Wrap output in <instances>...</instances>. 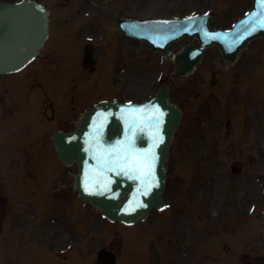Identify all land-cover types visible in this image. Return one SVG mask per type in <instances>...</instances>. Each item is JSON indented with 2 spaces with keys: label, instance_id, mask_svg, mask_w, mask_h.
<instances>
[{
  "label": "rangeland",
  "instance_id": "obj_1",
  "mask_svg": "<svg viewBox=\"0 0 264 264\" xmlns=\"http://www.w3.org/2000/svg\"><path fill=\"white\" fill-rule=\"evenodd\" d=\"M38 1L44 3L50 11L52 42L56 41L58 35L60 37L64 28V12L77 11L76 14L80 17L86 11H90L91 16L83 15V18H92L93 23L83 18H75L74 14L70 24L75 30L71 31L77 33L86 24L92 23L94 32L85 31L84 36L92 34L94 38H98L106 34L103 47L107 54L106 63L103 62L105 55L100 44L96 45L94 51L99 69L96 74L83 70L78 63L67 66L71 64H67L61 55L57 56V61L43 62L41 60L48 57L46 53H49L51 47L44 50L42 58L23 75L20 74V79L28 74L29 77L33 76L38 80L45 76L46 69L52 67L48 74V84L45 85L47 81H43L44 77L40 83L26 82L29 87L34 84L33 92L39 97L34 118L37 122L34 123V129L37 127V130L30 134L22 132L29 128V120L23 122L22 117L17 120L16 107L8 120V114L11 113L9 103H13V99L22 102L23 95L31 94L28 87L26 88L24 84L17 91L20 86L18 84L20 81H17L13 87L8 88L7 94L0 89V116H3L0 120L4 118L8 120V125L1 129L0 134L6 135L10 130L13 132L8 138L0 136V181L4 180L7 186L14 187V190L7 191L5 183L0 182V189H4L7 197H12L10 202H13L12 214H6V221L0 225V264H95V255L101 247L115 253L117 256L115 264H249L247 263L249 260L252 264L254 257L264 258V246H261L264 239L258 240L256 237L251 241V236L255 232L253 226H259V222L264 223L262 195L264 191L258 186L259 181H256L261 170H264V151L263 149L259 151L258 164L241 167L242 172L236 174L223 160L227 153L221 149L217 152L216 145H210L208 142L210 137L207 136L214 132L215 138L218 137L216 134L221 132L217 130L222 126V120L218 121L216 115V107L221 105L214 96L216 94L225 99L231 93L242 99L250 98L257 105L258 112L252 115L251 108L246 116L252 122L251 127L254 125L258 131L264 129V40L252 42L232 69L239 79L243 71L242 66H249L250 71L254 68V72L249 73L247 69L249 74L240 81H228L225 77L229 73L224 72L225 80H222L216 93L218 85L214 83L208 89L206 84L207 73H212V68L220 65L219 55L215 49L206 52L195 75L173 82L168 80L173 68L171 61H162L156 54L146 55L143 52L145 49L143 44L131 42V47L125 51L117 49L114 47L117 39L114 35L116 22H100L104 18L112 20L108 16L110 10L116 16L146 18L200 13L214 9L217 15L213 25L226 26L234 15L246 9L250 0ZM227 5L228 17L222 13ZM98 22L104 29L97 27ZM104 30L105 33L102 32ZM68 33L69 31H65L63 36L67 37ZM183 43L185 41L173 45L171 49L178 51ZM63 47L67 53L74 51L71 40H66ZM115 53L117 58L114 56ZM160 60L164 66L162 72L165 81L170 83L171 98L180 103L184 111L182 124L173 137L166 164L168 170L164 199L168 208L162 213L152 211L146 222H138L136 226L126 228L118 223L109 224L100 217L97 209L84 206L78 200L73 187L76 165L58 164L55 154L47 144L46 135L52 134L51 132L58 128L64 131L76 128L82 113L98 100L113 98L123 100L124 97L133 95L137 99H144L153 94L159 85L157 75L161 72ZM115 62V66L118 67L126 64L132 66V71L130 74L126 73L128 74L126 78L140 79L131 88L133 93L128 86L120 88L114 85L109 74L98 79L97 76L103 72L104 66L107 64L109 67L114 66ZM139 67L141 70L135 71ZM9 79L10 83L15 82L12 78ZM35 95L32 96V101ZM208 101H212L215 107L211 110L213 113L211 115L208 113ZM49 103L53 109L51 121L44 113L45 106ZM247 108L243 104L240 106L237 113L238 127H242L241 113L248 110ZM254 117L258 118L259 124L251 120ZM19 120L22 123L17 129L14 125L17 126ZM203 120L206 122L201 123ZM31 124L34 125L33 122ZM236 133L232 134V139L237 137ZM35 134L36 139H32ZM186 136L190 138L185 140ZM195 137L197 138L193 141L195 146L193 150L190 144L187 146L184 142ZM27 139L30 141L29 157L34 155L31 159L35 160L31 164L27 161L30 166L25 169L18 168L19 165L11 158V155H17V151L12 149L10 144L16 141L21 146H26ZM219 141L222 142V139ZM212 144H215V141ZM252 205L255 206V210L250 212L249 208ZM16 212L23 216L16 215ZM19 225L24 226V233L20 230L22 228L19 229ZM241 231H245V237ZM259 232L264 234L262 230ZM246 238L247 241L244 242ZM236 242H239V247ZM60 250L65 252L57 255L61 258L56 257ZM217 251L221 252L220 256L212 257L209 253ZM234 255L237 256V261ZM244 256L246 259H243Z\"/></svg>",
  "mask_w": 264,
  "mask_h": 264
},
{
  "label": "water",
  "instance_id": "obj_2",
  "mask_svg": "<svg viewBox=\"0 0 264 264\" xmlns=\"http://www.w3.org/2000/svg\"><path fill=\"white\" fill-rule=\"evenodd\" d=\"M259 6L261 10L256 8L246 20L264 11V3ZM263 19L264 14L261 13L262 22ZM204 21L203 17L174 20L162 22L161 28L153 29L150 35L147 32L151 30L141 27H134L133 32L144 33L143 36L153 47L169 56L166 46L171 40L181 35L190 38L194 34L200 38L205 35L207 27ZM46 29L45 10L36 2L23 0L14 4L0 3V73L17 72L32 60L46 38ZM258 30L264 34V27ZM190 49L188 47L182 54L176 55L175 75H183L189 70L184 66H192L195 62L190 59ZM85 59V66L92 64L91 59ZM155 109H159L163 115L159 116ZM156 116H159L158 128L153 119ZM179 116L178 108L168 100L167 88L162 86L158 95L142 105L101 102L84 114L77 130L68 134L57 130L48 139L56 148L62 164H78L79 173L74 184L83 201L98 207L100 214L112 222L133 224L139 217L145 219L151 208L159 209L163 204L162 189L166 171L163 164L168 156L170 137L179 124ZM158 138L162 139L157 144L155 141ZM121 142L133 154L151 149L156 179L146 195V187L141 180L132 178L138 177V172L129 171L125 174L119 167L110 171V165L104 163L109 153ZM137 204L143 206L138 207ZM98 255V264L114 263V257L105 250H101Z\"/></svg>",
  "mask_w": 264,
  "mask_h": 264
},
{
  "label": "snow or ice",
  "instance_id": "obj_3",
  "mask_svg": "<svg viewBox=\"0 0 264 264\" xmlns=\"http://www.w3.org/2000/svg\"><path fill=\"white\" fill-rule=\"evenodd\" d=\"M261 3H264V0H261ZM191 19V18H190ZM166 23V22H165ZM261 27H264V22L261 23ZM255 25H253L252 29L249 31L254 30ZM157 113H159V109H155ZM163 113H159V116H162ZM159 116L154 117L156 127H159ZM162 138H158L155 143H159ZM152 159V152L151 149L146 150L141 153L133 154L130 151V148L126 146L123 142H121L117 147H115L105 158V165H110L109 170H113L116 167H119L121 171L127 174L129 171L131 172H138L139 176L132 177V178H139L141 183L145 185L146 191L150 190L153 181H155L156 177L153 172V165L151 163ZM138 207L143 206L137 204Z\"/></svg>",
  "mask_w": 264,
  "mask_h": 264
},
{
  "label": "bare ground",
  "instance_id": "obj_4",
  "mask_svg": "<svg viewBox=\"0 0 264 264\" xmlns=\"http://www.w3.org/2000/svg\"><path fill=\"white\" fill-rule=\"evenodd\" d=\"M188 144H190L191 145V147H192V149L194 150V148H195V146H193V144H194V142H192V141H189V142H187V146H190V145H188Z\"/></svg>",
  "mask_w": 264,
  "mask_h": 264
},
{
  "label": "flooded vegetation",
  "instance_id": "obj_5",
  "mask_svg": "<svg viewBox=\"0 0 264 264\" xmlns=\"http://www.w3.org/2000/svg\"><path fill=\"white\" fill-rule=\"evenodd\" d=\"M237 136V135H236ZM237 138V137H236ZM237 140V139H236ZM250 149H252V147H250Z\"/></svg>",
  "mask_w": 264,
  "mask_h": 264
}]
</instances>
